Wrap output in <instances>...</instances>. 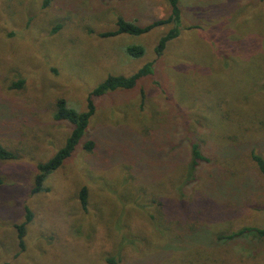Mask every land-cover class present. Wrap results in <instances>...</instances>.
Instances as JSON below:
<instances>
[{"label":"rangeland","instance_id":"374dc122","mask_svg":"<svg viewBox=\"0 0 264 264\" xmlns=\"http://www.w3.org/2000/svg\"><path fill=\"white\" fill-rule=\"evenodd\" d=\"M46 1L0 0V143L19 159L0 161V264H264V238L219 239L264 229V175L251 159L264 157V0H180L181 34L160 58L171 25L100 35L119 18H168V0ZM149 62L134 89L96 100L77 151L34 194L37 165L73 128L54 119L58 100L83 112L108 76ZM193 143L210 161L189 179Z\"/></svg>","mask_w":264,"mask_h":264},{"label":"trees","instance_id":"16d2710c","mask_svg":"<svg viewBox=\"0 0 264 264\" xmlns=\"http://www.w3.org/2000/svg\"><path fill=\"white\" fill-rule=\"evenodd\" d=\"M126 1V0H123ZM48 3V0L46 1ZM170 6V15L166 19L156 20L153 23L142 27L139 26L137 22H128L123 18H119L117 21V29L112 32L102 33L101 38H111L117 37L120 35H131V36H141L150 33L151 31L161 28L164 26L171 25L172 28L158 41L157 46L155 47V54L158 58L162 57L168 44L176 40L181 34L182 26V12L180 9V0H168ZM59 28H56V30ZM125 53L132 58H141L145 55V50L141 46H128L125 49ZM154 62H149L139 69L135 74L129 77L125 76H108L103 82L98 86L92 89L88 93L87 97V108L85 111L80 112L69 106L68 102L65 99H59L57 102V108L54 115V119L59 122H67L73 128L71 134L67 138L65 145L47 162L40 163L36 167L37 175L34 182L33 193L38 194L45 192L46 188L44 187L47 178L54 172L58 171L62 165L69 160L74 153L77 151L80 143L85 138L88 127L94 114L96 113V100L98 98L104 97L109 93H113L121 90H132L134 89L138 82L153 74ZM23 82H19L13 85L15 88H20L23 86ZM243 144L236 146L233 149L244 148L247 149L249 146H242ZM96 148L94 141L89 140L83 144V149L88 153H92ZM221 151L227 150L221 148ZM251 159L256 164L259 172L264 175V157L262 155L256 154L255 151L251 153ZM18 155L5 148L0 143V161L2 162H15L18 161ZM209 158L205 157L202 154L201 147L197 143H193L191 147V160L189 164L188 177L193 179L195 171L201 162H209ZM215 174L212 172V175ZM3 184L0 179V186ZM88 189L84 187L79 194L80 204L84 211L88 207ZM33 221L32 212L27 209L25 221L16 226L19 247L23 251L25 250V237L27 233V227ZM246 233H251L257 237L264 238V229L257 228H245L237 233L230 235H221L219 239L223 240H233L239 238ZM112 262V261H111ZM8 264V263H5Z\"/></svg>","mask_w":264,"mask_h":264}]
</instances>
